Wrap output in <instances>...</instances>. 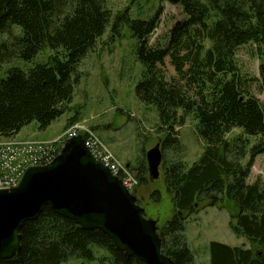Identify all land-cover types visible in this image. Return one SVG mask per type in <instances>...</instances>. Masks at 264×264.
Here are the masks:
<instances>
[{"label":"trees","instance_id":"1","mask_svg":"<svg viewBox=\"0 0 264 264\" xmlns=\"http://www.w3.org/2000/svg\"><path fill=\"white\" fill-rule=\"evenodd\" d=\"M162 1L178 5L185 16L170 28L165 45L158 46L149 44L157 13L148 19L113 15L108 0H0V72L13 59L30 61L49 50L44 61L28 68L8 66L0 74V137H12L32 121L43 130L69 111L79 62L108 26L126 23L142 64L135 95L155 108V132L163 135V181L173 214L158 227L162 253L175 264H191L187 218L200 204L231 203L236 212L230 229L249 246L212 240L208 264H264V184L248 181L254 157L264 152V99L250 92L236 60L237 49L247 43L264 59V0ZM258 69L264 95V60ZM187 115L196 119L194 131L203 143L189 166L175 130ZM79 120L76 112L65 128ZM235 128L240 133L228 138ZM250 137L257 140L251 144ZM61 143L47 157L57 155ZM146 172L140 164V184ZM153 196L157 199L158 191ZM20 234V251L0 264H64L70 258L80 259L78 264H144L117 250L100 230L83 229L48 206L26 221ZM94 247L106 255L97 256Z\"/></svg>","mask_w":264,"mask_h":264},{"label":"rangeland","instance_id":"2","mask_svg":"<svg viewBox=\"0 0 264 264\" xmlns=\"http://www.w3.org/2000/svg\"><path fill=\"white\" fill-rule=\"evenodd\" d=\"M107 3L113 15L124 12L131 19H148L157 13V25L149 36L151 45H165L170 28L185 16L178 5L162 0H108ZM136 43V37L132 35L128 24L123 23L116 29L108 26L78 64L79 78L74 87L70 110L43 130L34 128L36 123L32 121L25 128L29 133L21 132L12 137L50 143L58 139L65 129L78 123L92 129L122 163L129 164L136 176L140 164H144L147 169L145 153L156 143H160L163 135L155 132V108L140 102L135 95L134 87L142 73V64L135 53ZM48 54L49 50L45 49L30 61L13 59L2 66L0 74L3 75L8 66L28 68L46 60ZM236 60L240 73L249 80L250 92L263 100L258 67L264 59L259 57L253 44L247 43L237 49ZM165 61L172 73L168 58ZM76 112L79 113L80 120L65 128L67 119ZM195 123L196 119L187 115L183 124L175 127L184 148L183 160L187 166L196 160L203 146L195 134ZM238 133L240 129L235 128L227 137ZM4 138L6 137H0V140H5ZM256 140L254 137L249 139L251 144ZM170 156L169 152L168 158ZM145 179L140 184L137 176L138 185L134 194L144 209L145 216L156 219L158 227H161L173 214L171 195L163 181L162 165L157 178H150L147 171ZM257 179L264 184V152L254 157L248 181ZM155 191L159 194L157 199L153 196ZM235 212L236 208L231 203L217 206L200 204L189 215L184 233L193 254L191 264H208V244L212 240L228 245L249 246L245 237L237 236L230 229L229 221ZM94 250L97 256L106 255L101 248L94 247ZM79 261L78 258H70L64 264H78ZM99 264L110 263L106 261Z\"/></svg>","mask_w":264,"mask_h":264},{"label":"water","instance_id":"3","mask_svg":"<svg viewBox=\"0 0 264 264\" xmlns=\"http://www.w3.org/2000/svg\"><path fill=\"white\" fill-rule=\"evenodd\" d=\"M145 157L150 178H157L160 143ZM45 206L83 229L100 230L128 257L144 264H175L161 251L157 220L146 217L136 196L91 155L82 135L67 138L48 163L28 167L16 186L0 188V260L20 251L23 224Z\"/></svg>","mask_w":264,"mask_h":264},{"label":"built area","instance_id":"4","mask_svg":"<svg viewBox=\"0 0 264 264\" xmlns=\"http://www.w3.org/2000/svg\"><path fill=\"white\" fill-rule=\"evenodd\" d=\"M78 134L83 135L85 145L91 155L103 165L107 166L130 192L134 191L137 187L138 180L133 169L126 167L106 147L105 143H103L92 129L79 125L78 123L65 129L58 139L50 143L36 140H17L14 137H6L4 138L5 140H0V188L16 186L28 167L46 164L56 156L53 154L52 158L47 157L51 150L56 149L55 143L62 142V146L66 138Z\"/></svg>","mask_w":264,"mask_h":264},{"label":"crops","instance_id":"5","mask_svg":"<svg viewBox=\"0 0 264 264\" xmlns=\"http://www.w3.org/2000/svg\"><path fill=\"white\" fill-rule=\"evenodd\" d=\"M31 123H29V124H27V125H25V126H23L21 129H20V131L17 133V135L18 134H20L21 132H23V134H27V133H29L25 128L27 127V126H29ZM34 128H37L36 127V125H34ZM25 130V131H24ZM27 131V132H26Z\"/></svg>","mask_w":264,"mask_h":264},{"label":"flooded vegetation","instance_id":"6","mask_svg":"<svg viewBox=\"0 0 264 264\" xmlns=\"http://www.w3.org/2000/svg\"><path fill=\"white\" fill-rule=\"evenodd\" d=\"M137 199V198H136ZM138 200V199H137Z\"/></svg>","mask_w":264,"mask_h":264}]
</instances>
